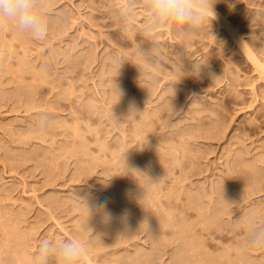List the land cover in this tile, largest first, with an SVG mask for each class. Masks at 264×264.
<instances>
[{"label":"rangeland","instance_id":"rangeland-1","mask_svg":"<svg viewBox=\"0 0 264 264\" xmlns=\"http://www.w3.org/2000/svg\"><path fill=\"white\" fill-rule=\"evenodd\" d=\"M45 4L43 39L0 20V264L43 239L80 264H264V0H218L189 39L146 34L142 0Z\"/></svg>","mask_w":264,"mask_h":264},{"label":"clouds","instance_id":"clouds-1","mask_svg":"<svg viewBox=\"0 0 264 264\" xmlns=\"http://www.w3.org/2000/svg\"><path fill=\"white\" fill-rule=\"evenodd\" d=\"M218 0H142L144 32L154 34L172 30L179 38H194L206 22L215 18ZM121 22L128 26L134 19L124 11ZM0 20L14 21L24 31L39 39L46 37L49 22L45 0H0ZM46 127V120L40 129ZM249 252L264 251V226L251 230L244 242ZM84 246L77 240L57 243L43 239L38 245L33 264H80Z\"/></svg>","mask_w":264,"mask_h":264}]
</instances>
